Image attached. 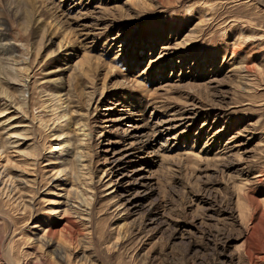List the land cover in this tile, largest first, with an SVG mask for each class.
Instances as JSON below:
<instances>
[{"label":"rangeland","instance_id":"obj_1","mask_svg":"<svg viewBox=\"0 0 264 264\" xmlns=\"http://www.w3.org/2000/svg\"><path fill=\"white\" fill-rule=\"evenodd\" d=\"M16 1L0 264H264V0Z\"/></svg>","mask_w":264,"mask_h":264},{"label":"bare ground","instance_id":"obj_2","mask_svg":"<svg viewBox=\"0 0 264 264\" xmlns=\"http://www.w3.org/2000/svg\"><path fill=\"white\" fill-rule=\"evenodd\" d=\"M12 1L14 2V1H16V0H0V95L1 96H5V97H7V98H9V96H8V92H7V90H6V88H4L6 85L8 86L9 84H11V82H18V80H17V78L19 77L18 76V73H17V69H16V66H17V62L15 61V59H13L14 57H13V54H14V50H15V47L14 46H12V44H11V42H10V38L8 37V35L6 34V29H3V27H4V24H6L5 23V20L3 19V17L6 15V13L8 12V13H10L9 12V10L7 11V9H5L4 8V6H3V3L5 2L7 5H8V8L10 9L11 8V3H12ZM18 2H19V0H17ZM16 1V2H17ZM22 1H25V0H22ZM34 2H35V6H36V4H38L40 1H43V0H33ZM32 1V2H33ZM45 1V0H44ZM43 1V2H44ZM50 1V0H49ZM51 2V1H50ZM5 3H4V5H5ZM46 3V2H45ZM49 3V2H48ZM24 4H25V2H24ZM23 4V5H24ZM47 4V3H46ZM51 4V3H50ZM18 5H19V3H18ZM27 5V4H26ZM25 5V6H26ZM32 5H34V4H32ZM17 6V5H16ZM28 6V5H27ZM52 6H53V3H52ZM57 6V5H56ZM14 7V6H13ZM40 7V6H39ZM44 7V6H43ZM45 8H48L47 10H44V12L46 11L47 13H49V14H51L49 17L51 18V17H54L55 15V11L56 10H52V8L51 7H45ZM56 8V7H55ZM12 9V8H11ZM37 9H38V7H37ZM43 9V8H42ZM57 9V8H56ZM59 9V8H58ZM57 9V10H58ZM13 10L15 11V9L13 8ZM60 10V9H59ZM30 11L31 10H29V13H30ZM24 12V11H23ZM26 12V11H25ZM33 13H34V11H32ZM37 12V11H36ZM55 12V13H54ZM79 12V11H78ZM12 13V12H11ZM93 13V12H92ZM15 14H17V13H15ZM37 14H38V12H37ZM56 14H58V13H56ZM60 14V13H59ZM19 15V14H18ZM27 15H29V14H27ZM26 14H24L23 13V15H21V18H20V20H23V19H25V20H23L22 22V24H23V26H25L26 28L28 27V25H29V23L31 22V19L29 18V16H27ZM45 15V14H44ZM61 15V14H60ZM58 16V15H57ZM56 16V17H57ZM17 17V16H16ZM32 17V16H31ZM34 17H36V16H34ZM39 17H40V15H39ZM62 17H64V16H62ZM48 18V17H47ZM59 18V17H58ZM57 18V19H58ZM56 19V20H57ZM49 20V19H48ZM53 20V19H52ZM64 20V19H63ZM54 21H55V19H54ZM54 21H51V23H53ZM60 21V20H59ZM67 21V20H66ZM6 22H7V20H6ZM34 22H36V23H38L39 24V22H40V20L38 19H35L34 20ZM58 22V21H57ZM57 22H55V23H57ZM68 22V21H67ZM59 23V22H58ZM35 24V23H34ZM54 24V23H53ZM61 24V23H60ZM59 24V25H60ZM36 25V24H35ZM64 25V24H63ZM22 26V25H21ZM33 26V25H32ZM31 26V27H32ZM49 26V25H48ZM34 27V26H33ZM40 28H42V26L40 27ZM54 28V27H53ZM21 29V28H20ZM38 29V28H37ZM54 30V29H53ZM53 30L51 31V32H53ZM40 31V30H39ZM70 33V32H69ZM61 37V36H60ZM65 37V36H64ZM64 37H62V39H61V41H60V44L58 45L59 46V49L60 48H63L64 50L66 49L67 51H66V56L64 57V58H66V57H68V56H70L71 55V53H72V55H76V51H75V48L76 47H74V42H73V40H69L70 38H64ZM74 43V44H73ZM78 50V49H77ZM81 50V49H80ZM78 53V52H77ZM78 55V54H77ZM62 57V56H61ZM84 60V59H83ZM62 62H60L63 66H65L66 67V65L68 64V61L66 60V59H62L61 60ZM98 63V62H97ZM86 64H88L87 62H86ZM242 70H243V68H241ZM245 70V69H244ZM240 75V74H239ZM245 76L246 75H241V80H244L245 79ZM243 83V82H242ZM56 86V87H55ZM54 86V88L57 90V94H56V96L54 97V98H56L55 100H57V105L59 106V107H61V108H63L62 106H64L65 104V109L64 110H62L61 109V117L60 118H66L67 117V108L69 107V103L67 102V99H63V97L64 96H62L61 94H62V92H63V86L61 87L60 85L59 86H57V85H55ZM20 99H21V101H22V105H24V100H25V95H24V93L21 91L20 93ZM59 103V104H58ZM9 105H11V104H9ZM9 107V106H8ZM5 111H7L6 109H5ZM144 127V126H143ZM59 135H61V134H59ZM84 136H85V134H84ZM130 145V144H129ZM131 145H133V144H131ZM131 145H130V148H131ZM137 145H138V143H137ZM133 147V146H132ZM134 148V147H133ZM140 149V148H139ZM141 151V150H140ZM1 155V154H0ZM1 178V177H0ZM5 185V184H4ZM5 187V186H4ZM12 187V186H11ZM57 190H59V188H57ZM68 202V201H67ZM76 214V213H75ZM54 215V214H53ZM78 215V214H77ZM60 254V253H59ZM85 261V260H84Z\"/></svg>","mask_w":264,"mask_h":264}]
</instances>
